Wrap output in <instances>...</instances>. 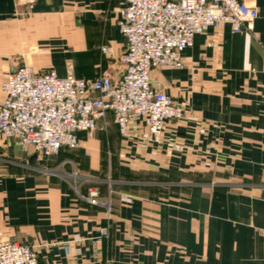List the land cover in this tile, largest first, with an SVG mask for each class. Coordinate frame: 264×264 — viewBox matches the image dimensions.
I'll list each match as a JSON object with an SVG mask.
<instances>
[{"label":"crops","instance_id":"crops-1","mask_svg":"<svg viewBox=\"0 0 264 264\" xmlns=\"http://www.w3.org/2000/svg\"><path fill=\"white\" fill-rule=\"evenodd\" d=\"M244 1L250 29L209 27L183 67L152 69L185 109L158 140L140 118L121 135L110 111L52 156L0 132V238L35 245L41 264H264V0ZM121 2L0 0V84L24 64L120 77ZM73 169L108 211L79 197Z\"/></svg>","mask_w":264,"mask_h":264},{"label":"built area","instance_id":"built-area-1","mask_svg":"<svg viewBox=\"0 0 264 264\" xmlns=\"http://www.w3.org/2000/svg\"><path fill=\"white\" fill-rule=\"evenodd\" d=\"M257 16L258 10L244 0H122L116 21L124 37L121 76L100 73L85 79L21 65L0 84V132L23 149L52 156L79 147V132L97 128V120L110 111L121 135L127 136L132 120L140 118L148 135L158 140L165 121L184 118L185 109L153 87L152 69L183 67L182 52L195 35L222 24L238 33L250 29ZM109 50L101 47L103 53ZM70 175L80 198L109 210L94 185L80 192L76 170ZM0 264L41 263L35 245L0 238Z\"/></svg>","mask_w":264,"mask_h":264}]
</instances>
